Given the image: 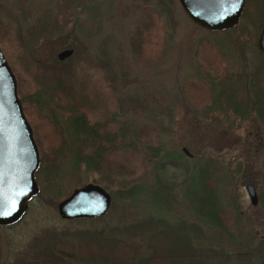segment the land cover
Wrapping results in <instances>:
<instances>
[{"label": "rangeland", "instance_id": "obj_1", "mask_svg": "<svg viewBox=\"0 0 264 264\" xmlns=\"http://www.w3.org/2000/svg\"><path fill=\"white\" fill-rule=\"evenodd\" d=\"M27 1L28 5L21 9L17 7L16 0H5L3 3L13 8L17 15L16 23L10 30L11 38L5 40V46L23 91L31 92L48 83L37 78L35 73L28 72L24 51L18 50L15 44L18 38L29 43L27 45L31 48L32 57L49 63L56 61L57 53L65 48L73 49L72 57L85 51L94 52L106 64V69L94 66L84 68L90 70V81L85 91L88 98L82 99L90 117L101 121L108 119L114 112L121 113L117 123L125 120L145 132L142 140L146 144H162L164 150L161 154L172 153L170 157H161L159 163L165 162L166 158L171 163L166 162L164 168L158 164L159 169L154 172V162L148 160V152L142 149L127 161L120 160V154L116 155L112 159L113 168L104 166L99 171L85 172L81 167L76 173L70 166L69 153L65 152L58 159L57 179L63 185L59 200L69 195L75 187L107 179L110 182L109 191L121 186L129 187L140 181L131 190L137 203L125 198V201L115 205L109 216L107 214L99 221L89 222L61 219L56 207L44 202L46 195L34 198L21 222L12 227L0 228V264H11L15 255L23 253L32 239L46 228L61 231L104 227L106 233L110 234L111 228L115 226L122 229L138 220L147 219L149 215L164 216L172 224L174 222L176 228L179 223L174 220L178 219L190 225L197 223L203 230L200 246L206 251L222 252L228 256L227 261L224 256H217L208 258L206 263L234 264L235 258L231 256L250 249L259 237L264 236V196L261 197L264 130L251 121L233 120L231 116L225 117V114L204 117L196 110L195 104L187 100L183 87L185 83L195 80V63H199L203 71L207 65L210 47L207 44L199 48L198 41L201 38L227 40L226 33L208 34L197 29L178 0H68L74 9L70 22L65 27L53 30L51 35L47 30L30 39L34 20L39 17L52 20L58 14L57 6L61 0ZM163 3L167 4L168 9ZM143 6L154 7L161 13L157 28L151 32L156 50L145 65L138 62L130 48V37L141 21ZM27 10L30 11L28 14ZM66 11L68 13L67 8ZM87 13L94 15L97 23H80L82 19L85 20ZM74 19L80 23L75 28L72 27ZM165 25L167 29H164ZM255 33L252 23L241 19L237 28L230 33L232 44H223L226 52L224 63L231 72L241 71L242 52L247 68L254 65L258 53V37ZM53 107L50 104L30 107V117L37 130L40 129V134L47 130L45 120L48 121ZM54 111L63 122L69 116L65 111L56 108ZM178 154L182 157L175 160L174 155ZM207 158L223 164L229 184L236 191L241 213L234 217L230 234L204 225L194 216L197 205L192 192L199 182V164ZM117 165L123 168L117 170ZM187 168L189 172H186ZM158 179L160 183L156 182ZM249 183L256 187L259 196L256 205L251 204L245 190ZM173 228L171 225L168 227L172 232ZM183 234L181 232L179 235ZM122 235L126 236L123 232ZM133 241L141 250L143 245L139 238ZM53 251L61 256L59 251Z\"/></svg>", "mask_w": 264, "mask_h": 264}, {"label": "trees", "instance_id": "obj_2", "mask_svg": "<svg viewBox=\"0 0 264 264\" xmlns=\"http://www.w3.org/2000/svg\"><path fill=\"white\" fill-rule=\"evenodd\" d=\"M4 1L0 0V47L15 74L18 95L32 127L33 137L40 155V165L35 175L39 192L35 198L46 195L44 202L56 207L62 196L63 188L57 179L58 159L65 152L69 153L70 166L76 173L81 167L85 172L99 171L104 166L113 168L112 159L116 155L120 154V160L127 161L142 149L144 152H148V160L154 162L152 167L154 172L158 171V164L159 167L164 168L166 162L171 163L168 158L165 162L159 163L161 157H170L172 153L161 154L164 150L162 144H146L142 140L145 132L133 127L125 120L117 123V118L121 117V113L114 112L108 119L101 121L90 117L91 114L83 105L82 99V97L88 98L85 91L86 85H89L90 81V70L84 68L94 66L106 69V64L99 60L94 52L85 51L83 54L79 53L77 57L76 55L72 57V54L64 60L57 58L56 61L49 63L32 57L29 43L22 40L21 37V40L19 38L16 40L15 34V44L18 50L24 51L28 72L35 73L37 78L48 83V85H40L31 92H24L5 46V40L10 37V30L16 23L17 15L13 8L3 4ZM70 4L68 0H61L57 6L58 14L52 20H44L42 17L34 20L35 25L33 24L34 26L30 28V39L42 35L47 30L51 35L58 27H65L74 12ZM16 5L21 9L28 5V1L16 0ZM73 5L75 8V4ZM163 5L167 8L166 3ZM29 12L27 10L25 13ZM140 13L141 21L134 28V35L130 37V48L138 62L145 65L156 50L151 32L157 28L161 13L151 6H143ZM85 16H87L85 20L82 19L80 23L84 24L85 21V23L94 24L96 22L94 15L87 13ZM244 18L252 23L256 31L255 35L258 37L263 24L261 0L245 1L241 19ZM80 23L74 19L72 27L75 28ZM237 25L223 31L202 29L208 34L226 33L228 39L201 38L198 41L199 48L207 44L210 47L207 65L203 71L200 69L199 63H195L197 76L194 77L195 80L183 85L184 95L187 100L195 104L196 110L204 117L218 116V113L225 114V117L231 116L233 120L251 121L256 124V127L264 130V52L257 51L254 65L251 68H247L242 52L243 60L239 72H231L224 63L226 52L222 46L224 43L232 44L230 33L237 28ZM194 26L201 29L195 24ZM164 29H167L166 25ZM109 58L110 56L107 61ZM48 104L54 105V107L50 109V115L47 118L49 122L45 120L46 118L44 119L47 123V130L40 134V129L37 130L36 124L30 117V107L33 105L41 107V105L47 106ZM55 108L68 113L69 116L65 122L58 117L54 111ZM174 157L177 160L182 155L178 154ZM118 166H116L117 170L123 168ZM199 167V182L192 192L197 205L194 216L204 225L219 228L230 234L234 217L241 213L235 188L229 184L223 164L207 158L199 164ZM186 172H189V168ZM262 174L264 175V171ZM262 180L263 193H261V197L264 196V178ZM138 182H134L129 187L121 186L115 191H109L110 182L107 179L95 182L108 189L112 196L111 207L106 215L109 216L115 205L125 201V198L131 203H137L131 190ZM156 182L160 183V180L158 179ZM106 215L98 219H73L70 221L96 222ZM22 220L23 218L19 222ZM209 220L210 222H208ZM174 221L179 223V227L176 228L173 225L174 222L172 224L164 216L149 215L147 219L138 220L122 229L115 226L111 228L110 234L106 233L104 227L61 231L46 228L32 239L23 253L15 255L11 264H207L208 258L224 256L222 252H209L200 246L202 244L199 241L202 240L203 233L200 225L197 223L190 225L182 219ZM19 222L0 226V228L12 227ZM183 223L184 226H182ZM170 225L175 228H173V232L168 229ZM122 232L126 236L122 235ZM181 232L184 234L179 235ZM134 238H139L142 242L141 250L134 243ZM54 249L59 251L61 256L56 254ZM63 254L66 256L64 257ZM252 254L257 255L258 264H264V236L259 237L253 247L239 252L237 255L241 257ZM224 258L227 259L225 256Z\"/></svg>", "mask_w": 264, "mask_h": 264}, {"label": "water", "instance_id": "obj_3", "mask_svg": "<svg viewBox=\"0 0 264 264\" xmlns=\"http://www.w3.org/2000/svg\"><path fill=\"white\" fill-rule=\"evenodd\" d=\"M246 0H178L186 16L206 31H223L237 25ZM263 24L257 39L264 52V0H261ZM73 54L72 48L57 53L59 60ZM40 155L32 127L24 113L17 91V80L0 47V226L19 222L39 192L36 171ZM245 190L252 205L258 203L256 187ZM112 203L110 192L98 183L88 182L72 189L56 205L61 219H98L106 215Z\"/></svg>", "mask_w": 264, "mask_h": 264}, {"label": "flooded vegetation", "instance_id": "obj_4", "mask_svg": "<svg viewBox=\"0 0 264 264\" xmlns=\"http://www.w3.org/2000/svg\"><path fill=\"white\" fill-rule=\"evenodd\" d=\"M257 196H258V194H257ZM258 202H259V196H258ZM231 257L235 258V259H233V261L235 262L234 264H258V257L255 254L242 255L241 257H239L238 255H235V256H231ZM227 259H225V260L227 261Z\"/></svg>", "mask_w": 264, "mask_h": 264}]
</instances>
